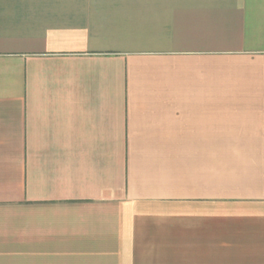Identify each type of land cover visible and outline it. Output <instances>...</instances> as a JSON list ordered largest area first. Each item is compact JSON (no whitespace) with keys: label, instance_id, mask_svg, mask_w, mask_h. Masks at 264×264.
<instances>
[{"label":"crops","instance_id":"obj_1","mask_svg":"<svg viewBox=\"0 0 264 264\" xmlns=\"http://www.w3.org/2000/svg\"><path fill=\"white\" fill-rule=\"evenodd\" d=\"M0 264H264V0H0Z\"/></svg>","mask_w":264,"mask_h":264}]
</instances>
